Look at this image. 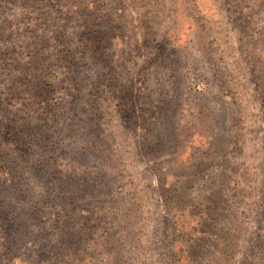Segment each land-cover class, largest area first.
Wrapping results in <instances>:
<instances>
[{"label":"rangeland","instance_id":"374dc122","mask_svg":"<svg viewBox=\"0 0 264 264\" xmlns=\"http://www.w3.org/2000/svg\"><path fill=\"white\" fill-rule=\"evenodd\" d=\"M264 264V0H0V264Z\"/></svg>","mask_w":264,"mask_h":264},{"label":"trees","instance_id":"16d2710c","mask_svg":"<svg viewBox=\"0 0 264 264\" xmlns=\"http://www.w3.org/2000/svg\"><path fill=\"white\" fill-rule=\"evenodd\" d=\"M189 264H191V262Z\"/></svg>","mask_w":264,"mask_h":264}]
</instances>
